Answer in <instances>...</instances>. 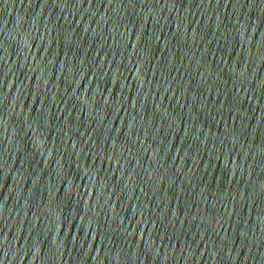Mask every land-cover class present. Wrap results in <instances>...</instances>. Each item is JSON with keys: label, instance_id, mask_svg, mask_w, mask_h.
Masks as SVG:
<instances>
[{"label": "water", "instance_id": "obj_1", "mask_svg": "<svg viewBox=\"0 0 264 264\" xmlns=\"http://www.w3.org/2000/svg\"><path fill=\"white\" fill-rule=\"evenodd\" d=\"M0 264H264V0H0Z\"/></svg>", "mask_w": 264, "mask_h": 264}]
</instances>
